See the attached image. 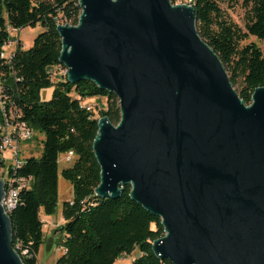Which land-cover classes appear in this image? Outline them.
Here are the masks:
<instances>
[{"label":"water","instance_id":"water-1","mask_svg":"<svg viewBox=\"0 0 264 264\" xmlns=\"http://www.w3.org/2000/svg\"><path fill=\"white\" fill-rule=\"evenodd\" d=\"M58 24L70 84L113 93L120 118L97 119L99 198L123 189L160 219L153 255L171 264H264V87L245 105L193 7L170 0H79ZM96 106L104 105L100 99ZM0 179V201L3 198ZM55 234V233H54ZM0 264H23L0 205Z\"/></svg>","mask_w":264,"mask_h":264},{"label":"trees","instance_id":"trees-1","mask_svg":"<svg viewBox=\"0 0 264 264\" xmlns=\"http://www.w3.org/2000/svg\"><path fill=\"white\" fill-rule=\"evenodd\" d=\"M225 1L193 0L196 28L219 57L232 87H238L239 99L249 105L252 92L264 87V55L255 42L242 43L249 38L264 41V0H245L244 30L227 19L220 7ZM79 14L76 0H0V47L11 38L8 27L43 28L30 48L18 44L10 54V68L0 67V82L8 87L13 109L21 111L33 131L44 135L40 157L24 159L17 171L30 183L18 192L9 215L13 249L23 264L37 263L44 242L41 216H53L57 210L58 158L72 151V165L60 172L71 186L72 199L62 204L63 224L56 229L62 235L57 242L62 252L55 264H114L134 253L132 264H171L151 251L152 242L164 235L160 219L130 199L128 186L117 199L94 194L100 173L92 151L97 119L118 123L117 98L89 81L70 84L48 73L59 65L56 26L76 25ZM50 87V99L41 101V91ZM86 98L100 99L104 107L95 106L96 113L87 110L90 105L82 102ZM25 250L34 256H23Z\"/></svg>","mask_w":264,"mask_h":264},{"label":"rangeland","instance_id":"rangeland-1","mask_svg":"<svg viewBox=\"0 0 264 264\" xmlns=\"http://www.w3.org/2000/svg\"><path fill=\"white\" fill-rule=\"evenodd\" d=\"M221 9L224 11L227 19H229L232 23L236 24L240 29L244 30V16L246 12V4L245 0H226L223 4L220 5ZM43 31V28L40 25H36L34 27H25L23 28L18 35L20 43L23 49H28L32 46V42L34 38ZM249 42H255L261 49L264 55V41H257L254 38H249L244 41L242 44H247ZM238 87H235L237 89ZM52 88L43 89L40 93V100L47 101L51 97ZM96 98H86L82 102L83 104H89L93 111L96 113ZM103 104L105 102L103 101ZM44 140V135L42 133L36 132L34 137L28 143H22L20 145V157L21 159L26 158H39L42 152V142ZM72 165V162H66L63 155H60L58 158V169H59V177H58V202H57V210L56 214L53 216H44L42 215L41 219L43 220L46 228L44 231L46 232V236L51 235L53 232L55 233L54 237H58V239L62 238L60 232H56V228H53L51 225L54 222L62 223L61 216V208L62 204L72 198V190L68 181L63 179L60 175V172L68 168ZM49 226V227H48ZM53 237V238H54ZM45 243L42 244L41 249L37 256L38 264H55L56 259L60 256L61 247H53L51 251H47L44 249ZM137 253H134L128 257H121L117 260V263L114 264H126V261L131 258H136Z\"/></svg>","mask_w":264,"mask_h":264},{"label":"built area","instance_id":"built-area-1","mask_svg":"<svg viewBox=\"0 0 264 264\" xmlns=\"http://www.w3.org/2000/svg\"><path fill=\"white\" fill-rule=\"evenodd\" d=\"M78 1L79 0H76L77 5ZM170 2L172 5H187L193 7V0H170ZM7 31L11 38L0 47V67L5 66L10 68L11 64H9V53H15L18 48V44L21 45L18 38L19 32L21 30L11 29L8 27ZM66 71L67 70L65 68V74H63L62 68L57 65L53 69H50L48 73L49 75L58 79L65 80ZM11 75H13V73ZM7 89L8 87L0 82V95H6V105H9V102L14 100L11 99V97L6 92ZM86 109L92 111L91 106H86ZM12 111L15 115V122H11V125H4L3 120H0V179L3 182L4 193L3 198L0 201V205L4 214H6V208L11 190L27 189L30 183L29 177L22 176V178H11V167L13 165H17L19 162H21V160H24L20 157V145L22 143H28L35 134V131H33L22 120L21 111L18 108L12 109ZM63 156L66 162H71L73 153L72 151H69ZM22 254L28 259L34 256L26 250L22 251ZM132 260L133 258L128 260L126 264H132ZM36 264H38V261Z\"/></svg>","mask_w":264,"mask_h":264},{"label":"bare ground","instance_id":"bare-ground-1","mask_svg":"<svg viewBox=\"0 0 264 264\" xmlns=\"http://www.w3.org/2000/svg\"><path fill=\"white\" fill-rule=\"evenodd\" d=\"M9 53V59L11 58ZM60 65V64H59ZM62 67V73L65 74V67L60 65ZM12 103L9 102V105H6V97L5 95H0V120H3L4 125H11V122H15V115L12 111ZM16 105V104H15ZM23 160L19 162L17 165H13L11 167V178H22L20 176H17L18 169L22 166ZM21 189H13L11 190V194H9L8 199V205L6 208V215L9 217L10 212L14 209L18 192Z\"/></svg>","mask_w":264,"mask_h":264},{"label":"crops","instance_id":"crops-1","mask_svg":"<svg viewBox=\"0 0 264 264\" xmlns=\"http://www.w3.org/2000/svg\"><path fill=\"white\" fill-rule=\"evenodd\" d=\"M71 199L72 198H70L69 200H67V201H71ZM42 218V217H41ZM42 220V219H41ZM42 222H43V220H42ZM43 224H44V222H43ZM63 224V221H62V223L61 224H59L58 222H54L51 226L53 227V228H56V227H59V226H61ZM49 227V226H48ZM46 228V226H45V224L43 225V237H44V242L43 243H45V245H44V249L45 250H47V251H51L52 249H53V247H55V248H57L58 246H57V242H58V240H57V238L58 237H54L55 236V234H54V232L51 234V235H48V236H46L47 234H46V232L44 231V229ZM54 237V238H53ZM40 249H41V247H40ZM40 249H39V251H40ZM62 249V248H61ZM61 252H62V250H61ZM39 253V252H38ZM61 254V253H60ZM37 256H38V254H37ZM128 261H126V263H127ZM115 263H117V261L115 262Z\"/></svg>","mask_w":264,"mask_h":264}]
</instances>
